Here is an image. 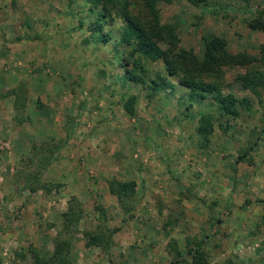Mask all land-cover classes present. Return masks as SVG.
<instances>
[{"label":"rangeland","instance_id":"1","mask_svg":"<svg viewBox=\"0 0 264 264\" xmlns=\"http://www.w3.org/2000/svg\"><path fill=\"white\" fill-rule=\"evenodd\" d=\"M157 6L161 20L175 25L177 44L196 52L202 36L212 33L226 39L230 52L257 53L264 42V30L248 25L260 10L264 18V0H172ZM86 11L85 0H0V40L14 39L0 55V81L8 82L1 96L25 89L29 113L56 119L59 128L81 120L76 136L86 151L75 155V138L72 165L51 169L72 179L66 183L48 182L41 170L40 180L53 185L50 191L21 186L25 171L36 172V156L30 165L21 160L24 167L14 170L12 186L4 181L9 170L0 171V264H32L30 248L47 253L59 233L70 239V257L89 246L97 264H192L186 249L197 247L207 256L211 238L229 244L238 257L249 254L251 264H264L254 259L264 250V88L252 92L234 80L246 66L226 67L225 90L250 102L221 122L212 98L190 99L176 81L150 96L148 87L123 78L115 39L89 38L88 26L79 22L88 20ZM144 62L147 80L161 70V61ZM131 93L137 98L129 114L122 102ZM18 105L17 112L24 104ZM200 112L215 117L205 145L195 129ZM111 179H134L139 199L128 213L109 190ZM73 196L81 219L64 228L61 212ZM102 222L117 228L110 247L85 245V231ZM198 237H208V245H198Z\"/></svg>","mask_w":264,"mask_h":264},{"label":"trees","instance_id":"2","mask_svg":"<svg viewBox=\"0 0 264 264\" xmlns=\"http://www.w3.org/2000/svg\"><path fill=\"white\" fill-rule=\"evenodd\" d=\"M158 1L172 0H85L88 20L80 18L79 22L81 26L84 23L88 26L89 38L94 42L105 43L111 38L116 40L123 78L145 85L150 89V96L160 89H172L176 81L186 87L184 94L187 93L190 99L212 98L218 120H221V116H235L238 107L249 108L250 100L247 97L225 90L228 83L224 80V69L228 66H246L243 71L235 73L234 80L252 92L264 88V42L259 44L257 53L230 52L226 47V39L220 34L212 33L202 36L199 52L179 46L176 27L161 20ZM189 1L193 4L204 3V0ZM261 14L260 10L248 20L251 28L264 30V18ZM145 60L162 63L161 70H156L148 80ZM136 98V94L131 93L122 102L127 113H133ZM18 108L17 101L15 109ZM197 117L195 129L198 140L201 145H205L214 131L215 117L209 112H200ZM58 147L59 145H33V156L30 155L29 160L23 158L22 161H27L26 165H30L35 162L34 157H38L36 172L30 175L25 171L21 175L23 188H30L32 191L39 188L47 191L52 189L51 183L49 185L40 180V172L50 165ZM21 171L18 169L17 173ZM108 188L115 194L124 213H128L139 199L134 179H111L108 181ZM81 212L78 199L71 197L67 207L61 212L64 228H74L81 219ZM116 230L117 228H110L102 222L95 231H85V245H102L107 249ZM69 248L70 239L60 236V233L56 234L47 253L36 247L30 248L32 264H71ZM186 252L191 255L192 264L207 263L204 252L197 247L193 251L188 248Z\"/></svg>","mask_w":264,"mask_h":264},{"label":"crops","instance_id":"3","mask_svg":"<svg viewBox=\"0 0 264 264\" xmlns=\"http://www.w3.org/2000/svg\"><path fill=\"white\" fill-rule=\"evenodd\" d=\"M19 37V36H18ZM17 37V38H18ZM16 38V39H17ZM10 40H14L11 37H6L4 40H0V55L5 54L6 51L9 49L6 47L5 43H7ZM3 57L0 58L2 61ZM3 70V67H0V71ZM8 82L0 81V90L7 91L8 88ZM13 86L15 84H12ZM19 90V89H17ZM21 93H15L10 92L6 95L1 96L0 93V142L2 143L7 142L9 143V147H5L1 149L0 146V171L6 167L9 170V176L4 175V181L8 182L12 186V178L14 174V170L22 166V159L25 157H29L30 155L33 156L34 150L32 145L36 144L39 145L41 143H48L49 147H53L56 145H59L58 148H56L53 161L50 162L49 166H46L45 169L42 172V178L49 181H61L62 180L66 183L68 180L72 179H62L61 176H56L51 169H54V167H64L72 165V159L70 161V156H72L73 152H71L69 149H73V145H76L78 142L75 141V138L80 141L76 146V156L79 154H84L85 148L80 138L77 137L76 133L79 132L80 129V122L75 119L74 121H71L66 126H63L61 129L57 127V120L55 121H48V118L44 116H40L38 113H35L34 111L28 110L27 106H30V103L28 101L29 96L26 94L25 89ZM1 92V91H0ZM31 98V97H30ZM16 100H18L20 103H23L21 110L19 112L16 111L14 103H16ZM30 109V108H29ZM63 124V118L60 119V123ZM70 151V152H69ZM66 153L68 155H63V153ZM63 155V156H62ZM56 156V157H55ZM55 159V160H54ZM112 166V165H111ZM72 169H65V174H72ZM15 179V178H14ZM82 180V177L79 178L75 177L73 178L74 181H80ZM68 184H66L67 186ZM60 193V190H59ZM57 193V195L59 194ZM37 195H31L35 199L37 198ZM57 195H55L57 198H59ZM33 199V198H32ZM173 235V234H172ZM175 236V235H173ZM200 236V235H199ZM176 238V237H174ZM208 239V237H206ZM201 240L200 237H198V245L201 246H207V239ZM211 238V237H210ZM43 238H41L42 240ZM210 243L213 246L212 249L208 252L209 255H205L207 259L208 264H251V256L249 254L245 253L244 257H238L237 253H232L229 251V244L223 242L220 243L219 241H215V239L211 238ZM41 242V241H40ZM204 244V245H203ZM50 244H47V248H49ZM119 247H123L124 243L119 242ZM260 247V253H255L256 257L254 259L258 260L259 262H264V250ZM93 249L89 246H85L83 250L79 249L80 257L72 256L71 257V264H83L85 256V261L88 262V264H94L97 262L95 256H92ZM244 252V251H243ZM161 256L162 262H167V253H162ZM241 258H243L241 260ZM160 260V259H159ZM169 261V260H168ZM22 263V262H21ZM31 264V263H30ZM206 264V263H205Z\"/></svg>","mask_w":264,"mask_h":264}]
</instances>
